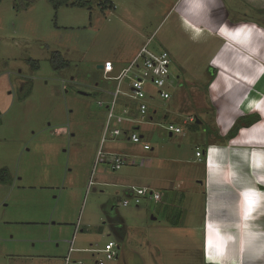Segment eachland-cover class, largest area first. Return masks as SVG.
<instances>
[{
  "label": "rangeland",
  "instance_id": "1",
  "mask_svg": "<svg viewBox=\"0 0 264 264\" xmlns=\"http://www.w3.org/2000/svg\"><path fill=\"white\" fill-rule=\"evenodd\" d=\"M82 1L83 7L56 10L48 0H34L25 9H18L14 0L0 2V168L11 176L0 184V264H63L71 247L74 260L93 264L91 254L82 250L102 249L110 241L119 246V254L105 264H206L199 233L172 222L180 212L192 219L190 227L201 222L203 198L195 182L200 170L191 160L187 163L194 156L193 126L198 125L193 123L198 117L205 123L214 110L207 88L212 78L206 73L209 67L220 70L211 61L214 56L220 58L223 51L243 63L246 40L236 43L223 36L218 31L222 23L228 29L249 23L263 32L253 34L247 49L262 52L255 57L242 53L252 57L251 64L232 78L250 82L254 92L264 95V71L259 69L264 65V8L241 0H201L205 21L215 27L208 37L205 23L199 24L204 37L194 43L180 29L186 19L192 20L186 1L178 0L174 7L176 0ZM149 41L153 49L170 54L175 89L169 100L155 95L148 102L145 119L152 125L119 124L128 131L139 126L136 132L144 136L140 144L120 139L103 145L104 150L109 146L139 156L146 166L111 171L97 161V153L105 105L117 82L97 66L127 61ZM54 52L68 61L67 68L52 69ZM126 83L121 84L124 91ZM169 125L182 132L170 135ZM143 144L152 150L144 151ZM184 180L187 186L175 188L176 198L182 190L189 199H177L172 209L147 198L138 206L121 205L131 187L144 185L165 194L164 202L173 205L170 183L179 186Z\"/></svg>",
  "mask_w": 264,
  "mask_h": 264
},
{
  "label": "crops",
  "instance_id": "2",
  "mask_svg": "<svg viewBox=\"0 0 264 264\" xmlns=\"http://www.w3.org/2000/svg\"><path fill=\"white\" fill-rule=\"evenodd\" d=\"M177 1L173 4V7ZM183 1H186V7L191 9L188 14L191 15L192 20L186 19L184 21L185 24L184 22L181 23V31L191 36L190 28H203L204 32H207L208 37H210L214 31L215 24L213 26L205 21L206 10L203 2L201 5L204 13L197 15L196 11L198 10H196L195 6L201 0ZM241 1L245 5H251L252 8H264V0ZM201 5H199V8H201ZM193 12L195 14H191ZM227 22L230 23L229 21ZM215 23H218L217 20ZM199 24L204 25L201 28ZM219 30L224 32V34L222 33L223 36L230 37L236 43L240 39H245V50L243 51L249 53L252 57L258 56L262 52V50H247L249 49V43L252 42L253 34L263 33L257 27H253L249 23H243L228 29L227 25L222 23L218 27ZM201 32L196 35L197 39H202L204 32ZM234 34L238 35L235 36ZM190 40L194 43L197 42L193 40L192 36ZM224 49L225 52H232L226 47ZM137 51L135 50L130 59ZM234 51L235 55L239 53L236 50ZM221 53L219 55L220 58L214 56L211 60L218 68L220 67L219 72L216 73L210 67L206 70V73L209 71V77L212 78V83L207 88H209L210 104L214 110L211 116L204 118L205 123L203 124L201 119L197 118L198 127L193 128V132H195L193 134L194 156L187 160L188 164H190L191 160V164H196L199 167L197 169L200 170L198 179L195 182L203 198L201 222L197 226L190 227L192 219L185 216V211H189L187 208H182L185 212L184 216H182L183 212L173 214L174 219L172 222L177 227L181 226L179 228L199 233L198 243L203 249V259L206 264L212 263L207 257L209 239L214 242L215 247H221L220 250L226 255V264H264V95L254 92L250 82H237L232 78V75L238 73V70L241 74L246 73V66L251 64L249 62H251L252 57L250 59L247 57L243 58L245 55L240 52L241 54H239L242 56L240 60L243 63H236L231 58V55L225 54L223 51ZM130 59L127 61L121 60V63L116 65L112 64L117 69L122 68L119 65H126ZM259 69L264 71V65H259ZM212 93H216L220 97L214 96L212 98ZM156 113V108L153 107V114L155 115ZM204 113V116L208 115V112ZM253 116H258L259 121L251 127H241L233 137L228 136L229 130L237 119L241 117L248 119V117ZM149 119H152V117L149 116ZM134 128L136 131L139 130V126ZM141 136L144 137L143 135ZM105 151L119 153L109 146H107ZM197 152H201L200 162L196 157ZM145 166L143 160L142 165L138 167L144 168ZM165 177L163 176L161 180L165 179ZM154 179L157 180L156 178ZM176 183L177 181L170 183L173 189H171V197L169 199L173 205L165 203L164 198L166 195L159 191L155 192L162 194V201L156 204H162L167 206L166 209H172L177 199H184L185 201L189 199L182 190L179 197L176 198L175 191L177 187L180 189L187 186V181H180L179 186H176ZM146 187L144 185L136 188ZM187 213L191 214V212ZM207 223L209 224L206 228ZM206 232L207 240H205Z\"/></svg>",
  "mask_w": 264,
  "mask_h": 264
},
{
  "label": "built area",
  "instance_id": "3",
  "mask_svg": "<svg viewBox=\"0 0 264 264\" xmlns=\"http://www.w3.org/2000/svg\"><path fill=\"white\" fill-rule=\"evenodd\" d=\"M171 58L165 49H153L151 42H147L133 55V57L122 68H115L112 62L102 64L100 71L108 79L117 82V87L111 93L112 100L105 105L107 109V119L103 130L100 148L97 153V161L104 163L111 171H118L126 166L142 165L139 156L107 152L103 149L106 142H116L120 139L130 141L134 144H140L143 137L136 132L133 127L130 131L119 129V124L134 125H152V121H147L145 115L148 112V102L155 100V95L161 100H169L171 91L175 89L174 82L171 80ZM127 80L126 90L121 89V84ZM103 106L102 102L98 103ZM134 112V114H133ZM152 120V119H149ZM194 122V117L190 118ZM170 134H180L182 131L179 127L169 125L166 127ZM109 137V139H107ZM144 151H150L147 144L142 145ZM198 161H201V152L196 153ZM131 195L124 199L121 205L127 207L131 202L138 206L141 199L147 198L155 203L162 201V194L148 188H130ZM208 223L206 224L207 227ZM76 250L72 247L69 249L67 257L64 258L63 264H83L72 258ZM90 253L93 264H105L118 258L119 246L116 243L108 242L102 249L82 250Z\"/></svg>",
  "mask_w": 264,
  "mask_h": 264
},
{
  "label": "trees",
  "instance_id": "4",
  "mask_svg": "<svg viewBox=\"0 0 264 264\" xmlns=\"http://www.w3.org/2000/svg\"><path fill=\"white\" fill-rule=\"evenodd\" d=\"M2 1L3 0H0V2ZM48 1L55 10L62 6L83 7L86 5V2L82 0H79L77 2H71V0H48ZM14 2L18 9H25L28 5L32 4L34 0H14ZM107 2L108 0H104V3H107ZM31 64H32V67L34 66V68H37V65H35L37 64L36 62L31 61ZM50 65L53 70L57 71L59 69L67 68L69 63L68 61L64 60L58 52H54L50 56ZM208 74H210L209 71H208ZM197 120L198 119L196 118L193 124L197 125V122H196ZM257 121H259L258 116L248 117V119H246L245 117H241L237 119L234 125L229 130L228 136L233 137L234 134H236L237 131L241 127H246V128L251 127ZM193 127H196V126H193ZM10 181H11V176L9 175L8 170L6 168H0V184H5Z\"/></svg>",
  "mask_w": 264,
  "mask_h": 264
},
{
  "label": "bare ground",
  "instance_id": "5",
  "mask_svg": "<svg viewBox=\"0 0 264 264\" xmlns=\"http://www.w3.org/2000/svg\"><path fill=\"white\" fill-rule=\"evenodd\" d=\"M198 1H200V0H198ZM202 2H200V3H198V4H196V6H195V8H196V10H198V11H196V14L197 15H200L202 12H203V10H202ZM199 5H201V8H199ZM204 13V12H203ZM191 14H195L194 12L193 13H191ZM200 18H201V16H200ZM196 21H198V20H196ZM195 21V22H196ZM191 22V21H190ZM184 24H185V22H184ZM186 29H188V28H186ZM185 29V30H186ZM190 30H191V36L193 37V40L194 41H197V42H200L201 40L200 39H197V37H196V35L200 32L199 31V29H192V28H190ZM200 35V34H199ZM250 39V38H249ZM247 43V42H246ZM209 224V223H208ZM207 228V227H206ZM207 230V229H206ZM205 240H207V232H206V234H205ZM220 248L221 247H209V246H207V251H208V253H207V257H215L220 263H222V264H226L227 262H226V255H225V253L223 252V251H221L220 250Z\"/></svg>",
  "mask_w": 264,
  "mask_h": 264
},
{
  "label": "snow or ice",
  "instance_id": "6",
  "mask_svg": "<svg viewBox=\"0 0 264 264\" xmlns=\"http://www.w3.org/2000/svg\"><path fill=\"white\" fill-rule=\"evenodd\" d=\"M249 203H251V201H249ZM208 246L209 247H214L215 246L214 242L211 239H209V241H208Z\"/></svg>",
  "mask_w": 264,
  "mask_h": 264
},
{
  "label": "water",
  "instance_id": "7",
  "mask_svg": "<svg viewBox=\"0 0 264 264\" xmlns=\"http://www.w3.org/2000/svg\"><path fill=\"white\" fill-rule=\"evenodd\" d=\"M97 69L98 70L102 69V65L97 66ZM196 122L198 123V121H196Z\"/></svg>",
  "mask_w": 264,
  "mask_h": 264
},
{
  "label": "flooded vegetation",
  "instance_id": "8",
  "mask_svg": "<svg viewBox=\"0 0 264 264\" xmlns=\"http://www.w3.org/2000/svg\"><path fill=\"white\" fill-rule=\"evenodd\" d=\"M210 259V258H209Z\"/></svg>",
  "mask_w": 264,
  "mask_h": 264
}]
</instances>
